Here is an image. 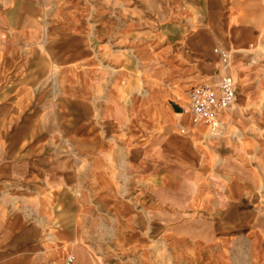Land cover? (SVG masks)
<instances>
[{
  "label": "crops",
  "instance_id": "1",
  "mask_svg": "<svg viewBox=\"0 0 264 264\" xmlns=\"http://www.w3.org/2000/svg\"><path fill=\"white\" fill-rule=\"evenodd\" d=\"M166 3L167 0H139V10L142 7L147 13L163 18ZM96 10L90 16L100 12V9ZM31 11L13 6L10 14ZM31 19V16L19 17L17 21L5 22L1 29L17 34L0 38V44L28 43L27 31L38 28V22ZM81 21L67 24L62 20L59 28H85L86 22ZM87 24L91 25L90 22ZM207 34L200 38L204 44H210L217 37L216 32ZM66 36L69 33L63 32L61 41L46 45L49 58L42 59L46 65L42 64L40 70L22 66L0 71V264H43L42 255L52 235L60 243L71 245L73 264H99L91 258L92 252L139 253L143 238L152 235L141 232L143 225L139 226L142 220H139V213L145 214L149 222L158 219L181 222L174 233L183 239L208 240L210 235L223 229L216 231L208 223L195 228L187 220L195 212L192 207L198 203L200 206L203 203L197 213L198 220L206 221L213 215L208 204L210 191L212 203L217 204L214 218L225 225L228 222L232 230L240 229L246 222L248 228L255 227V208L252 206L256 203V189L260 184L256 178L257 166L240 163L239 157L245 158V152L238 145H231L221 150L222 163L215 170H209L202 152L207 148V137L193 131L206 128L191 124L183 112L187 102L178 107L182 116L187 117V121L178 126V131L170 125L153 128L147 124L144 131L143 125L139 131V150L125 155L108 143L113 132L110 128L109 135L100 134L98 124L92 120L96 111L81 91L77 96L74 92L60 97L55 94L48 60L64 65L87 55L85 48L79 51L78 43L68 41ZM85 44L83 39L80 45ZM7 60L12 61L11 53ZM217 62L216 75L207 77L205 82L220 80L219 57ZM200 70L206 73L207 66L200 65ZM230 72L236 87L233 117L238 106L247 105L249 97L259 91L246 85L239 97L233 63ZM245 121L249 124L250 117ZM263 124L257 123L260 127H255L257 129L250 138L261 141L262 136L257 133L264 134ZM152 130L161 134L150 138L149 144L143 143ZM198 143L202 150L200 155L196 148ZM248 155L251 158L258 156L255 153ZM80 157L87 163H81ZM114 160L116 163H112ZM209 173H212L210 182ZM115 174H124L130 179L125 177L123 180ZM96 221L103 224V228L85 229V222ZM111 222H118L119 226L114 249L113 234L108 229ZM80 226L84 227L81 229ZM49 227L55 228V234H51ZM92 236L102 239L96 242L91 240ZM100 264L106 263L101 261Z\"/></svg>",
  "mask_w": 264,
  "mask_h": 264
},
{
  "label": "rangeland",
  "instance_id": "2",
  "mask_svg": "<svg viewBox=\"0 0 264 264\" xmlns=\"http://www.w3.org/2000/svg\"><path fill=\"white\" fill-rule=\"evenodd\" d=\"M210 1L214 3L210 4ZM13 6L32 11L13 15L10 14ZM165 6V16L158 18L142 7L140 11L139 0H0V38L17 34L13 30L1 29L7 21L31 16L32 21L38 22L37 29L27 31L28 43L0 44V71L22 66L40 70L42 64L46 65L42 59L49 58L45 52L46 45L61 41L63 32L69 33L67 40L77 42L78 50L85 48L87 55L64 65L56 62V67L55 62L48 60L54 92L60 97L72 92L77 96L81 91L96 111L92 120L98 124L100 134L109 135L110 128L113 132L108 143L112 149L127 155L139 150V131L143 125L144 131L146 124L153 128L170 125L178 131V126L186 122L187 117L175 112L174 106L185 105L192 86L216 75L218 55L214 50L221 48L227 51L232 57L233 71L237 73L239 97L246 85L256 87L259 92L249 97L247 105L238 106L234 113L236 119L231 116L236 106L230 109L223 118L221 130L193 131L198 136L207 137L206 150L202 151L199 143L196 148L199 155L201 151L204 153L209 170H215L222 163L221 150L231 145H238L245 152V158L239 157L240 163L257 166L256 178L260 184L256 189V203L252 206L255 208V227L248 228L245 221L243 227L232 230L228 222L225 225V222L214 218L217 204L215 201L212 203L210 191L208 204L213 215L206 221L198 220L197 213L203 207V203L201 206L198 203L192 207L195 212L187 220L195 228L208 223L216 231L223 229L210 235L208 240L199 237L183 239L174 233L181 222L159 219L149 222L145 214L139 213V220L142 219L139 226L143 225L141 232L152 234L143 238L139 253L113 250L90 255L95 262L106 264H264V134L257 133L262 136L261 141L250 138L252 132L260 127L257 123H264V0H167ZM95 9H100V12L88 17ZM65 15L85 21L86 27L62 30L59 23ZM105 17L113 22V26L108 38L98 40L92 33L91 23ZM87 19L91 25L87 24ZM216 27L227 35L218 36L211 42V58L203 50H198L192 39L201 33L203 36L204 32H215ZM32 31L36 34L30 35ZM83 39L86 44L80 45ZM10 53L12 61L7 60ZM200 65L211 67L212 71L202 72ZM249 117L248 124L245 120ZM160 134L158 130H152L143 143L149 144L150 138ZM248 153L258 156L251 158ZM79 159L81 163H87L83 157ZM115 175L123 180L130 179L124 174ZM211 175L209 173V182ZM85 225V229L103 228V224L99 225L97 221L85 222ZM118 227V222H111L108 228L113 234L112 249L117 241ZM49 229L51 234H55V228ZM90 238L96 242L102 239ZM45 249L43 264L58 262L74 254L71 245L60 243L55 235L48 238Z\"/></svg>",
  "mask_w": 264,
  "mask_h": 264
},
{
  "label": "built area",
  "instance_id": "3",
  "mask_svg": "<svg viewBox=\"0 0 264 264\" xmlns=\"http://www.w3.org/2000/svg\"><path fill=\"white\" fill-rule=\"evenodd\" d=\"M214 53L218 55L222 66L221 78L216 83L200 82L188 91L187 105L183 112L188 115L193 126L203 125L206 130L214 132L224 125V115L235 106L236 87L230 69L231 55L220 48ZM74 256L67 255L61 261L51 264H73Z\"/></svg>",
  "mask_w": 264,
  "mask_h": 264
},
{
  "label": "bare ground",
  "instance_id": "4",
  "mask_svg": "<svg viewBox=\"0 0 264 264\" xmlns=\"http://www.w3.org/2000/svg\"><path fill=\"white\" fill-rule=\"evenodd\" d=\"M108 2L109 1H111V0H107ZM113 1H115V0H113ZM212 3H214L213 1H210V4H212ZM46 8V7H45ZM237 16H238V14H237ZM89 17V16H88ZM91 17V16H90ZM87 18V17H86ZM89 19V18H88ZM63 20L64 21H66V22H68L67 24H69V23H72V22H76V21H78V20H80V19H76L75 18V16H73V15H70V16H67V15H65L64 17H63ZM81 21V20H80ZM44 23V22H43ZM48 23H50V22H48ZM92 24V29H93V34H94V36H95V38H97L98 40H104V39H106V38H108V35H109V31H110V29L112 28V26H113V22H110L106 17L104 18V19H101L99 22L98 21H93V23H91ZM214 30H215V32H216V36L218 37H226V35H224L222 32H220V30L219 29H217V27L216 28H214ZM263 30V29H262ZM197 35V34H196ZM202 35V33L199 35H197L196 37H194L192 40L194 41V43L197 45V48H198V50H200V51H204L206 54H208L211 58H213V56L211 55V51H210V45H211V43L210 44H204L202 41H201V39H200V36ZM203 35H205V36H207L208 34H207V32L205 33H203ZM192 37V36H191ZM193 41H191V42H193ZM192 50V49H191ZM190 50V51H191ZM197 51V50H196ZM90 53V52H89ZM127 56H128V54H127ZM201 56V55H200ZM199 59V58H198ZM207 62H208V60H207ZM55 64H56V62H55ZM55 67H56V65H55ZM105 67H108V68H110L108 65H106ZM212 71V69H211V67L210 68H207V72H211ZM209 76V75H208ZM227 114V113H226ZM234 116V115H233ZM235 117V116H234ZM129 124V123H128ZM226 124V123H225ZM137 127V126H136ZM125 132V131H124ZM127 132V131H126ZM210 133V132H209ZM122 134V133H121ZM141 134V133H140ZM144 134V133H143ZM129 136H131V135H129ZM133 136V135H132ZM119 137V136H118ZM122 137H124V136H122ZM135 137V136H134ZM133 137V138H134ZM132 138V137H131ZM130 138V139H131ZM123 139V138H122ZM126 146V145H125Z\"/></svg>",
  "mask_w": 264,
  "mask_h": 264
},
{
  "label": "water",
  "instance_id": "5",
  "mask_svg": "<svg viewBox=\"0 0 264 264\" xmlns=\"http://www.w3.org/2000/svg\"><path fill=\"white\" fill-rule=\"evenodd\" d=\"M174 109L176 112H180V109L178 107L174 106Z\"/></svg>",
  "mask_w": 264,
  "mask_h": 264
}]
</instances>
